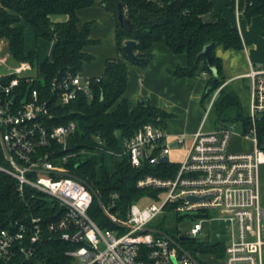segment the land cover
<instances>
[{"label": "built area", "instance_id": "built-area-1", "mask_svg": "<svg viewBox=\"0 0 264 264\" xmlns=\"http://www.w3.org/2000/svg\"><path fill=\"white\" fill-rule=\"evenodd\" d=\"M233 1L240 25L244 13L240 0ZM4 42L1 40L0 45ZM2 52L0 48V68L9 69L0 73V172L17 182L21 199L29 189L38 191L47 200L56 201L62 214L50 223H45L43 217L22 216L0 230V264L13 260L20 264H53L39 256L44 240L72 245L67 256L73 264H204L180 243V237L207 241L210 237L206 225L213 220L207 213L217 211L226 214L222 219L232 226L230 236L223 240L227 242L224 264H264V207L259 179L264 151L258 146L257 133L258 123L264 120V64L250 62L247 74L252 123L248 134L255 151L230 150L236 123L222 124L213 131H206L203 124L192 135L186 152L177 157L172 156L173 151L186 144L187 136L171 135L152 123L142 126L127 141L118 133L119 152L96 137L100 144L96 149L110 159H126L133 168L146 161L156 165L164 157L168 158L164 163L180 167L174 178L146 175L139 179V189L157 193L132 203L126 216L115 211L114 202L108 205L101 201L102 212L113 226L108 229L89 215L95 192L72 167H79L74 163L78 155L69 139L77 124L70 121L52 125L57 107L74 102L80 94L92 99L91 85L101 78L64 72L54 78L49 91L52 98L47 99L39 89H31L37 81L45 80L40 65L33 76L29 73L36 66L26 61L10 69ZM24 84L26 89L22 88ZM219 91L208 102L209 109ZM114 198L118 195L113 194ZM147 198L154 202L141 207L139 204ZM169 207L174 214L194 216L190 230H183L176 239L157 227ZM199 215L203 217L197 218Z\"/></svg>", "mask_w": 264, "mask_h": 264}, {"label": "trees", "instance_id": "trees-1", "mask_svg": "<svg viewBox=\"0 0 264 264\" xmlns=\"http://www.w3.org/2000/svg\"><path fill=\"white\" fill-rule=\"evenodd\" d=\"M102 6L112 14L116 20V46L119 57L106 60L105 69L100 81L94 80L91 85L93 98L80 94L77 100L57 107L54 126L65 125L72 121L77 129L71 135L70 145L77 152L73 170L80 179L86 182L95 192V202L89 210V215L103 228L113 226L107 221L102 212L101 201L111 205L114 202L115 211L126 216L132 203L139 201L145 195H155L156 191L137 187V181L146 175L161 178H174L180 169L178 164L160 162L151 165L144 162L139 168H133L126 159L113 157L111 159L114 170L111 172L105 166L107 155L100 148L96 137L106 142L110 149L119 152L120 138L127 141L145 124H155L166 127L170 118L164 109L155 108L141 102L130 107L126 96L129 83V64H136L127 59L124 44L128 40L136 42V54L147 58L146 67L153 59L151 53L155 44L163 43L169 52L188 59L186 67H177L171 74L178 79L194 80L201 77L202 72L209 74L207 91L203 95L204 101L212 100L218 90V96L212 109L221 124L228 122L242 123L245 133L251 126V118L246 113L244 105L236 90H228V78L224 70V61L216 54L218 47L229 51L244 50V42L238 27L233 26L223 15H219L214 23H207L203 16L214 10L213 0H0V41L7 43V48L17 62L39 63L42 55L40 48L28 51L26 49L25 26L33 28L37 39L53 42L52 58L39 63L44 81H37L31 89H39L44 98H52L49 92L54 78L64 72L72 74L82 73L86 64H91L94 57L85 49L98 44L91 39L92 22L80 24L79 11ZM119 4L124 7L125 15L132 26L130 32L119 22ZM229 8L233 11L234 1L230 0ZM240 10L244 18L251 21L254 17L264 19V0H240ZM67 15L66 22L54 23L51 16ZM211 46L213 63L218 69L217 79L212 74L207 59L201 54L206 46ZM27 88L26 84L23 85ZM210 89V90H209ZM203 101V102H204ZM208 101V102H209ZM211 109V110H212ZM118 133L120 138H118ZM258 146L264 151V120L257 125ZM82 150H85L82 153ZM95 150V153H94ZM113 194L118 198L112 199ZM212 212L207 216L212 217ZM62 214L56 201L47 200L40 192L28 190L25 198H20L17 182L0 172V230L6 229L13 221L22 216L43 217L45 223L58 219ZM186 217L172 213L167 208L157 227L165 230L175 239L182 232L178 225ZM203 215L197 216V218ZM171 219L173 222H171ZM170 223V226L168 225ZM172 225V226H171ZM180 243L201 262L207 264L204 257L212 256L224 260L227 242H214L207 239L181 240ZM40 258L55 264H73L67 256L70 244L61 241L50 242L44 240L40 244ZM7 264H20L13 260Z\"/></svg>", "mask_w": 264, "mask_h": 264}, {"label": "crops", "instance_id": "crops-1", "mask_svg": "<svg viewBox=\"0 0 264 264\" xmlns=\"http://www.w3.org/2000/svg\"><path fill=\"white\" fill-rule=\"evenodd\" d=\"M219 1L221 6L217 7ZM221 1L213 0L214 10L212 13L204 15L203 20L207 23H214L219 15H223L233 26H236L235 19L237 20V17L235 18V12L228 6L230 0ZM78 16L80 17L79 26L81 27L87 22L93 23L91 39L98 41V44L85 49L87 53L94 57V61L85 65L82 74L87 77H99L104 72L106 60L120 56L116 46L115 17L98 4L92 6V8L79 11ZM51 17L54 23L66 22L69 19L67 15ZM256 18L262 17H254L252 20ZM241 35L244 42L243 34ZM105 42L106 45L104 46ZM50 43L52 49L48 58H52L54 50L53 42ZM244 45L245 48L242 51H226L221 47L216 50L217 56L224 61L228 84L232 81H244L247 83V80H250L247 77L250 71V62L254 65H260L262 61L257 47L249 50L248 42H244ZM250 46L254 45L251 44ZM151 53L153 59L146 67L142 68L132 63L129 64V83L126 96L130 107L134 108L137 106L142 97L151 106L164 109L171 115L166 120V131L171 135L187 136L186 144L180 150L173 151L172 156L177 157L186 152L191 144L192 135L202 127L205 114L202 109H199L198 104L201 105L202 101H204L203 95L207 91L206 88L210 76L202 72L201 77L194 80L188 78L178 79L171 74V71L179 66L186 67L188 59L185 56L173 55L163 43L155 44ZM247 84H249V81ZM245 85L242 86L241 83L240 88L244 89Z\"/></svg>", "mask_w": 264, "mask_h": 264}, {"label": "rangeland", "instance_id": "rangeland-1", "mask_svg": "<svg viewBox=\"0 0 264 264\" xmlns=\"http://www.w3.org/2000/svg\"><path fill=\"white\" fill-rule=\"evenodd\" d=\"M224 1L226 0H222L221 2H224ZM219 6H221L220 1L219 3H217V7ZM236 17L237 16L235 14V18ZM235 24L241 30V34H243L244 42L245 43L248 42V49L251 50L252 48H256V47L258 48V53L260 57H262L261 59L262 61L260 65L264 64V34H263L264 22H263V19L256 18L254 20L248 21L247 19L242 18L240 26L237 24V20L235 19ZM24 26H25V34H26V48L29 50H32V49L37 50V48H40L42 51V55L39 60V63L45 61L48 58V56H50L51 54L52 48H51L50 41L37 39L36 34L33 31V28L26 24ZM251 44H253L254 46H250ZM103 45L105 46L106 42ZM0 48H2L3 50L1 56L3 55V57H5L6 63L7 65H9L10 69L17 67V65L19 64L18 62L16 63L11 57L9 49L7 48V43L4 42V44H1ZM39 63L35 64L36 66L35 69L29 74H31L32 76L37 74L38 72L37 67L39 66ZM140 67L144 68V66H140ZM8 69H9L8 67H2L0 68V73H2V71H7ZM228 73H229L228 75L230 76L229 71ZM248 81H249V84H247ZM241 83H242V86L246 84L247 87L245 85L244 89L240 88ZM247 83H245L244 81L242 82L232 81L230 82L227 88L229 91L233 89L236 90V92L241 98V101L244 105L246 113L249 115L250 108H251V103H250V99H251L250 84L251 82L250 80H247ZM142 100H146V99H143L141 97L140 102ZM198 105H199V109H202V111L205 114L204 115L205 117L203 118L204 129L206 131H213L215 129H218V127L221 126L222 124L216 118L215 109H212V110L209 109L210 103H208V101H204V102L202 101V104L201 105L198 104ZM228 124H230V126L234 125L230 122H228ZM233 131H234V136L230 144V150L232 152L250 153L256 150V145L252 142L251 137H249L248 132L245 133L242 123H238ZM105 166L111 172L114 170L113 163L109 156H107L105 160ZM259 179H260L261 203H262V206L264 207V164L260 166ZM153 202L154 201L152 199L147 198L146 200H144V202L140 203L139 205L143 207L145 204H150ZM211 214H212L213 220H209L206 225L208 236L210 237L209 240L214 241V242H222L223 240H226L230 236L228 232L230 231V229H232V226L227 221L222 219L223 217L226 216V214L220 213V211L212 212ZM171 222H173L172 219H171ZM192 222H193L192 217L191 218L186 217V220L181 222L178 225V228H180L182 232L183 230L189 231ZM168 225L170 226V223ZM202 238L204 239L205 237L202 236ZM204 258L207 264H224V260H218L212 256H207Z\"/></svg>", "mask_w": 264, "mask_h": 264}, {"label": "water", "instance_id": "water-1", "mask_svg": "<svg viewBox=\"0 0 264 264\" xmlns=\"http://www.w3.org/2000/svg\"><path fill=\"white\" fill-rule=\"evenodd\" d=\"M118 15H119V22H120L121 26L125 27L127 30H129L131 32L132 31L131 30L132 26H131L130 22L128 21L127 16L125 15L124 7H123L122 4H119ZM136 47H137L136 42L133 41V40H128V41L125 42V44H124V53H125L127 59L130 60V61L135 62L138 65H140V64L146 65L147 62H148L147 58L141 57V56L139 57L136 54ZM201 55H204L206 57L208 66H209L212 74H214V77L217 79V77L219 76V73H218V69L215 67V65L213 63V58H212V54H211V46L210 45L206 46L202 50V52L198 56V58ZM15 100H16V98H14V101ZM141 103L144 106H146L148 104V101L147 100H142ZM234 126H233V128H234ZM167 160H168V158L164 157L162 159V162H166ZM191 199H194V198L191 197ZM187 239H189V237H180V240H187Z\"/></svg>", "mask_w": 264, "mask_h": 264}]
</instances>
